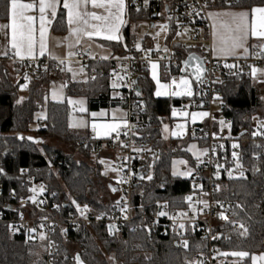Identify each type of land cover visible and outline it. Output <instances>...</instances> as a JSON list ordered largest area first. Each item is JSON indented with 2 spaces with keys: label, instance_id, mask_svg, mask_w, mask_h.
<instances>
[{
  "label": "trees",
  "instance_id": "trees-1",
  "mask_svg": "<svg viewBox=\"0 0 264 264\" xmlns=\"http://www.w3.org/2000/svg\"><path fill=\"white\" fill-rule=\"evenodd\" d=\"M205 4L208 9H249L264 5V0H205ZM157 13L152 8L134 7L130 0H126L127 22L123 28V41H101L102 44L109 46L117 54L127 52L133 40L129 29L130 22L138 19H157ZM5 19V0H0V22ZM52 29L60 33L66 30L65 10L62 7L57 11ZM173 34L174 31H168L167 42L173 39ZM175 52L178 60L182 62L185 52L176 48ZM14 65L15 62L10 58H0V169L3 170L0 172V181L8 184L9 179L15 180L18 177L20 169L37 167L36 175L54 192V201L62 205L72 197L89 201L98 210L104 209L109 200H103L108 192L111 193L108 184L113 183L101 174V164L98 161H87L94 152L80 149L79 154L84 158L76 160L42 143L43 139L54 138L74 148L78 141L86 138V134L75 133L68 126L69 106L66 100L48 101L44 121L40 124L38 120L39 126L31 128L34 113L40 108L46 92L44 86L49 80L50 69L26 80L13 76ZM93 65H96V62H93ZM100 65L105 67V73L84 82L67 83L66 96L85 97L90 110L108 108L118 103L126 107L125 99L112 95L111 63L105 60ZM223 69L221 66L215 84L222 91L221 114L229 122L230 132L226 144L230 146L232 141L247 136L261 104L250 71L230 74ZM178 73L173 71L172 75ZM163 79L169 78L163 76ZM25 82L27 96L20 100L19 87ZM138 85L140 95L132 101V119L141 122L142 134L149 132V136L144 140L151 151L146 155L143 170L145 175H151L152 179H139L132 194L133 200L145 206H154L156 202L166 201L173 208H184L187 206L184 197L192 191L191 181L189 177L173 176L171 163L173 158H183L189 166H193L195 159L186 150V146L190 141H197L199 146H203L206 139L199 136V131L188 130L185 136L171 138L167 143L162 136V124L172 121L170 112L174 106L199 97V82L192 79L191 97H157L148 70H144L138 77ZM139 103H142V112L136 107ZM261 118L264 120V115ZM197 126L201 132L204 126ZM213 126L216 129V119ZM28 137L32 139L29 140ZM240 148L238 157L242 168L236 167L237 161L234 158H227L226 169L222 170V180L217 182L219 191L215 198L232 202L235 213L232 218L240 221L248 229V233L246 236H240V231L233 230L230 224L224 225L220 227L221 237L217 244L221 252L247 251L249 257L241 261L237 257L222 256L228 264H251L252 255L264 252V154L260 153L257 159H252L250 153L254 148L250 143ZM95 155L98 160L99 155ZM230 171L232 174L236 173L231 179L228 175ZM241 171L243 177L240 176ZM186 235L189 243L187 249L179 246L174 236H161L153 230L151 236H148L145 229L133 230L126 225L118 232L110 234L106 225L93 224L72 232L62 243L60 255L53 264H75L76 253L85 264H185L186 259L198 262L206 250L205 240L190 228L187 229ZM70 245H75L76 251L71 252ZM109 257H114V260ZM0 264H45V261L37 245L24 241L20 236L11 235L0 225Z\"/></svg>",
  "mask_w": 264,
  "mask_h": 264
},
{
  "label": "built area",
  "instance_id": "built-area-1",
  "mask_svg": "<svg viewBox=\"0 0 264 264\" xmlns=\"http://www.w3.org/2000/svg\"><path fill=\"white\" fill-rule=\"evenodd\" d=\"M132 6L137 8L162 11L167 18L169 25L168 31H177L182 26L189 28L191 33L190 40L176 42L171 39L168 41L167 51L154 48L149 42L142 41L140 49L136 48V40H131L127 52L115 54L109 59H91L80 49L75 48L72 52L74 59L82 62L83 70L88 79L95 78L97 75L105 73V67L100 65L105 60L111 63L110 74L112 79L119 85L118 98L127 101V124L130 127L121 126L119 136L115 132L110 133L104 139H98L92 132L86 134V138L78 141L75 150L85 149L90 152H97L102 148L113 149L115 152L114 163L121 173L118 181L112 182L116 191L102 210H98L91 202L78 200L72 197L64 201L61 205L53 200L54 192H51L47 183L39 179L36 175L37 167H24L20 169L16 181L9 179V183L0 181V225L4 226L11 235L22 237L26 242L38 246L45 264H53L55 259L60 255V248L72 232L88 228L93 224L111 225L113 233L118 232L121 228L128 225L133 230L149 228L161 236H174L177 244L182 246V240H187V229L190 228L199 233L205 240L206 250L200 259L203 264H228L225 259L219 255L221 252L217 242L221 237L220 227L229 225L233 230L242 232V224L234 220L233 204L228 201H221L215 198L217 194L218 173L226 169L227 158H233V151L240 155V147L250 143L254 151L250 153L252 159H257L260 153L264 154V121L254 119L251 123L247 136L240 137L232 141L227 146L226 141L229 136V122L225 120L223 127L215 129L211 117L210 102L216 97H222V91L216 86V75L224 67V72L230 74H239L250 71L260 62L264 61V53L261 50L256 57H236L228 60H217L213 57L210 50V39H202L200 31L208 23V7L205 6V0H130ZM187 5V7H186ZM191 44V47H187ZM176 46V47H175ZM175 48L185 52V56L195 52L203 58L204 75L203 83H199V97L193 101L183 103V109L189 111L192 109H208L209 117L207 123L202 127L200 132L197 125H190L191 132H198L199 136L206 139V143L200 146V151L208 149L207 155L200 157L201 163L195 158L191 175V192L187 196L192 197V206L196 209L194 213L186 202V207L173 208L166 201L156 202L154 206H145L140 202L133 200V191L139 183V179L144 177V161L148 151H134V148L149 149L144 138L149 136V132L142 134L141 122L132 119V101L137 97L135 89L140 73L148 70L151 63L157 62L163 64V71L172 75L173 71L187 72L182 62L178 60ZM185 58V57H184ZM64 63L61 64L60 61ZM96 62V65H93ZM232 62V64H228ZM66 59H19L15 62L13 75L16 78L36 77L43 71L50 69L52 72H59L65 67ZM236 65L229 69L225 65ZM123 77L118 81L117 77ZM137 109L142 112V103H139ZM217 120V119H216ZM127 133V135H125ZM256 133V135H253ZM237 144L239 147L233 149L232 145ZM222 146V147H221ZM215 149V151H213ZM23 170V171H21ZM11 180V181H10ZM40 186L44 191L40 192ZM31 189H36L32 192ZM203 193H207L204 195ZM35 196V203L30 197ZM123 198V199H122ZM75 200L81 208L87 205L89 211L84 216L77 211L76 206L72 203ZM207 201L208 207L198 201ZM117 201L120 204L117 205ZM127 206V210L122 212L121 208ZM167 205L166 208L160 206ZM167 212L165 216L157 215L158 210ZM187 212V217L172 219L177 213ZM103 213L100 220L96 219L97 215ZM224 213L228 221L222 220L219 216ZM85 216L87 218H85ZM125 216L127 217L125 219ZM185 225L184 229L179 228V224ZM35 229V231H30ZM43 233L46 239L41 240L40 234ZM219 237L213 239V237ZM218 250V251H216Z\"/></svg>",
  "mask_w": 264,
  "mask_h": 264
},
{
  "label": "snow or ice",
  "instance_id": "snow-or-ice-1",
  "mask_svg": "<svg viewBox=\"0 0 264 264\" xmlns=\"http://www.w3.org/2000/svg\"><path fill=\"white\" fill-rule=\"evenodd\" d=\"M145 3H147V0H145ZM91 5L94 9H103V13L98 14L95 11H89L88 7ZM207 6V5H205ZM60 7V0H38V3L32 2V3H23L22 0H5V16L7 23L0 24V32H3L8 39V43L10 44L11 49H14V55L18 57L19 59L23 60L25 58L29 59H35L37 56V44L39 45L38 53L39 55L43 56L45 52L47 51V34H48V26L53 22V20L57 17V9ZM63 9L67 10V16H66V22L68 25V32L69 36L76 38V43L78 44L80 42V39L82 37H87L89 39H92V37H101L104 40L107 41H113L119 39V30L120 27L125 23L123 19V15L125 13V0H63ZM187 7V5H186ZM38 8L39 12V40H37V17L35 15L28 14L29 12H33ZM51 15L52 19L48 18V15ZM63 15V13H61ZM210 17H218V16H225L229 17L228 20L221 21L220 28L224 30V34L220 35V47L213 48L214 52H218L220 55L223 56H229V55H235L237 50L240 48L244 49V52L247 53L248 49L244 46L245 42L247 41L249 36L256 37L259 39H264V5L261 6H253L250 7L247 11H239V12H224V13H215V14H209ZM166 25H162L161 28H166ZM216 25H213V28L215 29ZM214 36L216 35L214 31ZM159 35V33L157 34ZM177 35H181V33H177ZM69 47H72V45H69ZM136 48L139 50L140 45L136 44ZM261 53H264V44L260 46ZM164 51H167L165 48ZM4 55H7V52L4 53ZM72 53H69V56H71ZM258 56L260 53L257 54ZM55 58V57H53ZM108 57H102V59H107ZM196 59L194 56L190 55L189 59L184 61L185 68L189 65V60ZM61 64L64 63L63 60L60 61ZM225 67H228L229 69H232L234 67H238L236 65H225ZM151 69H152V79L156 81L157 89L155 92V95L157 97L162 95H172V96H188L191 97L193 95L192 90V83L187 77H181L179 80V83H177L176 79L173 78L172 84H161L160 81L157 79V64L155 62L151 63ZM69 72L72 71V69L69 67L67 69ZM194 70V78L197 82L203 83L202 76L205 71L204 66L202 63L197 62L195 65H193ZM82 71V69H81ZM259 70L255 67L251 68V74L253 77L256 76L257 72ZM76 74L73 73V76ZM27 80L28 78L25 77ZM94 79V77H93ZM118 81H122L123 77L118 76ZM132 83H136L133 81ZM173 85H175L176 90L169 92L168 89L171 88ZM119 85L116 82H113L112 87L116 88ZM22 88L27 87V85L21 86ZM136 95L139 96L140 92L137 91ZM53 98H56V93L53 92ZM23 98H21L22 100ZM216 99H219V97H216ZM18 103L20 101H17ZM70 104L78 103L81 105L80 111L84 112L86 111L84 109L83 101H72L69 100ZM183 116H188L189 114L187 112H181L180 113ZM104 116L105 113L102 111L100 113L93 112L91 113V116L93 118L97 116ZM172 115L176 116L177 111L176 109L172 110ZM209 114L207 112H192L191 113V119L193 122L196 121L197 117H205ZM124 127H130L127 124L126 120L122 121ZM221 125L224 124V121H220ZM80 126H86V122L81 120L79 123H70L69 127H80ZM121 123H103V124H97L93 122L91 124L93 132H97L98 129L103 130L104 135H108L112 132H115L117 136H119V129L121 128ZM264 126V125H262ZM185 125L180 124L177 125L178 129L183 130ZM167 128V126H166ZM99 134V133H98ZM181 131L173 132V136H179L181 135ZM127 135V133H125ZM253 135H256V133H253ZM20 139H23V137H20ZM29 140H31V137H28ZM38 143V141H37ZM222 147V146H221ZM233 149L238 148L239 146L237 144L232 145ZM196 148V145H191L188 149V151H192L193 155L196 157L198 163H201L200 157L203 155H207L208 149H204L202 151H194ZM134 151H151L150 149H138L134 148ZM215 151V149H213ZM233 158L237 161L236 167L242 168V165L239 163V157L237 152L233 151L232 153ZM101 163H104L103 160L100 161ZM184 164L185 161H173V176H190L191 175V169H189L186 172H178L176 170V164ZM3 170L0 169V172ZM23 171V170H21ZM115 171V169H113ZM229 178H233L232 172L230 171L228 173ZM240 176L243 177V172L241 171ZM143 179V177H141ZM148 180L152 179V176L149 175L147 177ZM120 182V181H118ZM219 191V188L216 189ZM32 192H36V189H31ZM44 191L43 186H40V192L42 193ZM113 191H116L115 188H113ZM204 195H207V193H203ZM32 199L33 203H35V196L30 197ZM123 199V198H122ZM184 200L188 202L189 208L192 209V211L195 213L196 209L192 206V197L186 196L184 197ZM72 203L76 206L77 211L81 213L82 216L85 215L86 212L89 211V208L87 205H84L83 208L75 201L73 200ZM198 203L203 204L204 207H208L207 201L200 200ZM120 204V201H117V205ZM162 208H166L167 205L160 206ZM239 207V205H237ZM127 210V206L121 208V211L124 212ZM157 215L159 216H165L167 215V212L164 210L158 211ZM187 212H180L177 213L175 217H171L172 219H179L180 217H187ZM103 216V213L96 216L97 220H100ZM220 218L222 220L228 221V217L224 213L219 214ZM85 218H87L85 216ZM127 217L125 216V219ZM185 225L183 223L179 224L180 229H184ZM240 227L243 229L242 232L239 233L240 236H246L248 233V229L244 227L243 224L240 225ZM30 231H35V229H31ZM113 231L112 227L109 226V233L111 234ZM219 237L214 236L213 239H218ZM40 239L44 240L46 239L45 235L43 233L40 234ZM227 239V237H225ZM182 246L187 249L189 246L188 241L182 240ZM218 251V250H216ZM219 255L221 256H232L237 257L241 261L244 260V258L249 257V252L247 251H230V252H219ZM109 259H113L114 257H109ZM252 264H257V262H264V253H262L259 256L252 255L250 257ZM74 260L76 261V264H83V261L81 260L79 254H76L74 256ZM185 264H203L202 261L196 262V261H189L185 260Z\"/></svg>",
  "mask_w": 264,
  "mask_h": 264
},
{
  "label": "rangeland",
  "instance_id": "rangeland-1",
  "mask_svg": "<svg viewBox=\"0 0 264 264\" xmlns=\"http://www.w3.org/2000/svg\"><path fill=\"white\" fill-rule=\"evenodd\" d=\"M158 18L154 19V20H148V19H138V20H132L130 22V33L132 35V37H135V40L137 42V44H141V42L145 39L147 40L154 48L156 49H160L162 51H164V49L168 47V42L167 40V35H168V25L169 22L167 20V18L164 16L162 11H158ZM162 25H166V28H161ZM181 33V35H177V33ZM159 33V35H157ZM173 40H175L176 42H183L186 40H190L191 38V33L188 27L186 26H182L179 30L175 31L173 34ZM134 39V38H132ZM250 46L252 47V49L255 48H260V46L262 44H264V39H259L256 37H252L251 40H249ZM187 47H191V44H187ZM165 52V51H164ZM195 52V51H192ZM251 55L253 57H256L257 51L253 50L250 52ZM228 61H231L228 60ZM228 64H232V62H229ZM71 68L72 71L70 72V76L72 77V80H84L85 78L88 79V77L81 71L82 66L80 63H66L65 67L60 70L59 72H52L50 71L49 73V80L47 82V84H45V89L46 92L42 98V104L40 106V108L34 113V123L31 124V128H37L39 126L38 120H40V124L44 121L45 117H46V104L48 101H64L66 100L68 106H69V114H68V126L70 123H79L81 120L86 122V126H80V127H70L71 130L75 133L78 134H85L87 129L89 128L91 130V127L89 125L90 123V119L93 118L91 116V113L96 112V113H100V112H104L105 115L104 116H97L98 118H105L107 115V112L110 111L113 114H118V116H121L123 118V116H126V111L123 108H101L99 110H90L87 106V101L86 98L83 96H66L65 94V85H66V73L69 72L67 69ZM255 68H257L259 71L257 72L256 76L253 77L251 74V79L253 82V86L255 88V92L258 98L259 103L261 104V106L259 107V111L258 114L255 116L254 119L258 120V121H264L261 117H263L264 115V61L260 62ZM73 73H75L76 75L73 76ZM251 73V70H250ZM14 76V75H13ZM181 77H187L191 83H192V79L190 77V75L188 73H178V74H173L170 75L169 80L164 83V84H172V80L173 78L176 79L177 83H179V80ZM114 79H112L111 85L113 84ZM23 85H27V82H25L24 84L20 85L19 87V91H18V96L19 99L21 100V98H26L27 96V88H22L21 86ZM170 89L171 91H175V85H173ZM192 90H193V85H192ZM53 92L56 93V98H53ZM112 93H115L114 91ZM177 97H182V96H177ZM184 97H188V96H184ZM69 100L72 101H83V107L86 111L81 112L79 109L81 107L80 104L75 103V104H70ZM221 107H222V102L220 99H213L210 102V112H211V117H213V119H217V123L219 125V127H223L225 124V119L223 117V115L221 114ZM176 109V108H175ZM173 110V109H172ZM172 110H171V118H174V120H172V122H164L162 124V136L164 138V140H166L167 143H169L171 138H175V137H180L182 136L188 128V124L189 125H193V124H197V123H204L207 120L208 116L205 117H197L196 121L193 122L191 119V113L192 112H209L208 109L205 108H199V109H192L190 111H183L182 110H178L177 111V115L173 116L172 115ZM181 112H187L189 115L188 116H183L180 113ZM112 117V116H111ZM96 118V117H95ZM220 121H224V124L221 125ZM183 124L185 125L184 129H178L177 125ZM167 126V128H166ZM177 131H181V135L179 136H173L172 133L173 132H177ZM43 144H46L48 146H52L55 149H58L59 151H62L64 154L70 155L71 157L75 158L76 160H80L82 157V155H80L79 151L75 150L74 148H71L70 146H67L65 144H63L62 142L54 139V138H47V139H43L42 140ZM234 144V143H233ZM195 150V149H194ZM105 152L107 154H105ZM115 152L113 150L107 149V148H102L99 151L95 152V154L99 155L98 160L96 159V155L94 153L91 154V157L89 158V160H87L88 162H99L101 164V174L104 176V178L107 181L110 182H116L120 179L121 177V173L118 170L116 164L114 163V158L113 156H115ZM199 152V151H198ZM102 153H104V155H102ZM103 160L104 163H101L100 161ZM177 161V160H176ZM179 164V163H178ZM180 164H179V168H180ZM113 169H115V171H113ZM182 172H186L188 171V168L185 167H181ZM232 175H236V173H233ZM228 176V175H227ZM112 197V194L108 192V194L106 195L105 200H103V202L109 200ZM69 250L71 252L76 251V247L75 245H70L69 246ZM256 255V254H254ZM110 264H112V262H110Z\"/></svg>",
  "mask_w": 264,
  "mask_h": 264
},
{
  "label": "crops",
  "instance_id": "crops-1",
  "mask_svg": "<svg viewBox=\"0 0 264 264\" xmlns=\"http://www.w3.org/2000/svg\"><path fill=\"white\" fill-rule=\"evenodd\" d=\"M22 2L23 3H32V2L38 3V0L22 1ZM62 5H63V0H60V7H62ZM125 5H126V0H125ZM59 8L57 9V11L59 10ZM64 10H65V19H66L67 10L66 9H64ZM88 10L89 11H95L98 14L103 13V9H94V8L91 7V5H89ZM247 10H249V9H246V8H234V7L219 8V9H215V8L208 9V23H207V26L200 31V37L202 39H206V38L210 39V43H211L210 44V50H211V53H212V55H213V57L215 59L224 61V60L234 59L236 57H247V56H250V54H251L250 52L251 51L256 50L258 52L260 50V48L252 49V47L250 46V43H249V40H251L252 36H249L247 41L245 42V45H244L248 49L247 53L244 52L243 48L238 49L235 55H229V56H223V55H220L218 52H214L213 51V48H217L218 49L220 47V35L224 34V30L222 28H220V23H221V21L228 20L229 17H225L223 15L218 16V17H210L209 14L210 13L211 14L224 13V12H239V11H247ZM28 14L35 15L37 17V23H36L37 33H36V36H37V40H39V32H38V28H39V12H38V8L35 11H33V12H29ZM48 18L52 19L50 13L48 15ZM123 19H124L125 23L120 27V30H119V33H118L119 39L118 40H113L115 42L116 41L117 42L118 41L119 42L123 41V28H124V26H125V24L127 22L126 8H125V13L123 15ZM4 23H7L6 19L2 20L0 22V24H4ZM52 24H53V22L48 26L47 51L45 52V54L43 56L39 55V53H38L39 45L37 44V56H36L35 59H50V60L66 59V63L67 64L68 63L70 64V63H77L78 62L82 66V72L86 75V73L83 70L82 62L77 60V59H74L72 55L69 56V53H72L75 48H80L87 55V57H89L91 59H99V58L102 59V57H108L107 59H109L113 55L117 54L115 52V50L111 49L109 46H106V45L102 44L101 41H107V40H104L101 37H92V39H89L87 37H82L80 39V42L77 44L76 43V38L72 37V36H69L67 22H66V30H65L64 33H60L58 31H54L52 29ZM214 24L216 25L215 29L213 28ZM214 31L216 33L215 36L213 34ZM132 38L135 39L134 36ZM144 41L148 42L145 39H144ZM69 45H72V47H69ZM5 52H7V55H4ZM5 57L10 58L14 62L19 60V58L14 55V49H11L10 44L8 43V39L6 38L5 34L3 32H0V58H5ZM53 57H55V58H53ZM25 59H29V58H25ZM155 63L157 64V69H156L157 79L160 81L161 84H164L169 79L165 80V79H163V76L166 77V78L167 77L170 78V75L166 74L163 71V69H162L163 64L157 63V62H155ZM148 74H149V77L152 79L151 66L148 69ZM66 75H67L66 78H65V80L67 81L66 84L70 83V82H84V81L87 80V78H85L84 80H72V77L70 76L71 75L70 72H67ZM152 81H153L154 87H155V91H154V94H155L156 89H157V84H156L155 80L152 79ZM111 87H112V85H111ZM113 91L115 93H112V95L114 97L118 98V93H119L118 92V88L117 87L116 88L112 87V92ZM168 91L170 92V89H168ZM166 96H172V95H162V96H159V97H166ZM174 97H177V96H174ZM101 108H106V107H100V108L95 109V110H99ZM109 108H123L126 111V116L125 117L123 116V118H122L121 116H118V114H113L110 111H108L105 118H98V117L91 118L90 119V123H89L90 127H91V124L93 122H95L97 124L121 123V125L123 126L122 121L123 120L127 121V109H126V107L123 104L118 103V105L112 106V107H108L106 109H109ZM175 108L178 109V110H182L183 109V107L181 105L180 106H174L172 109H175ZM183 111H187V110L183 109ZM170 115H171V112H170ZM208 117H209V115H208ZM208 117H207V120H208ZM171 119L174 120V118H171ZM207 120L204 123H197V124H193V125H203V126H205L206 123H207ZM189 126L190 125L188 124L187 131L182 136L175 137V138H181V137L185 136L187 134L188 130H189ZM218 127H219V125L217 123L216 129H218ZM88 132H92L94 134V136L96 138H98V139H104L105 137H107L109 135V134L108 135H104L103 134V130H100V129H98L97 132H93L92 127H91V130L88 128L85 134H87ZM191 145H196V148H195L194 151H197V152L200 151V146H199L197 141H190L188 143V145L186 146V150L187 151H188V149H189V147ZM110 150H113V149H110ZM188 152L192 155V157L194 159L196 158L193 155L192 151H188ZM107 153L105 152V154H107ZM102 155H104V153H102ZM176 160H177V162H179V161H185L186 162V160H184L183 158H173L172 163H171V173L173 171V161H176ZM179 164L177 163L176 166H175L176 170L178 172H182L181 167H183V168L187 167L188 170L189 169L192 170V167L189 166L187 164V162L184 163V164H180V166H181L180 168H179ZM179 177H189V176H179ZM261 254L262 253L256 254V256H259ZM257 264H264V262H259L258 261Z\"/></svg>",
  "mask_w": 264,
  "mask_h": 264
},
{
  "label": "water",
  "instance_id": "water-1",
  "mask_svg": "<svg viewBox=\"0 0 264 264\" xmlns=\"http://www.w3.org/2000/svg\"><path fill=\"white\" fill-rule=\"evenodd\" d=\"M260 50H261V48H260ZM190 55L194 56L196 59L189 60V65H188V67L186 68V71H187L188 74L190 75L191 79H193L194 81H196L195 78H194L193 65H195L197 62H200V63H202L203 66H204L203 58H202L199 54H197L196 52H190V53H188V54L185 56L184 61L188 60ZM184 61H183V62H184ZM184 66H185V63H184ZM203 75H204V73H203ZM202 77H203V76H202ZM196 82H197V81H196ZM197 83H198V82H197ZM135 89H136L137 91H139V85L137 84V81H136ZM231 171H233V168L231 169ZM218 179H219V180H222V173H221V172L218 173ZM108 188L110 189L111 193H114V192H115V191H113V188H115L114 185H112V184L109 183V184H108ZM160 210H161V208H160L158 211H160ZM109 226H111V225H107V230H108V231H109ZM145 230H146L148 236H151V231H150V229H149V228H146ZM112 233H113V231H112ZM76 254H78V253H76ZM76 254H75V255H76ZM75 255H74V256H75ZM81 260H82V259H81ZM200 261H201V260H198V262H200ZM74 263L76 264V261H75V260H74ZM83 264H85V263L83 262Z\"/></svg>",
  "mask_w": 264,
  "mask_h": 264
}]
</instances>
